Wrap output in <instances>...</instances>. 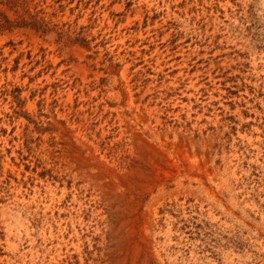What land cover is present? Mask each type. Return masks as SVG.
I'll use <instances>...</instances> for the list:
<instances>
[{
	"label": "rangeland",
	"instance_id": "374dc122",
	"mask_svg": "<svg viewBox=\"0 0 264 264\" xmlns=\"http://www.w3.org/2000/svg\"><path fill=\"white\" fill-rule=\"evenodd\" d=\"M0 264H264V0H0Z\"/></svg>",
	"mask_w": 264,
	"mask_h": 264
}]
</instances>
